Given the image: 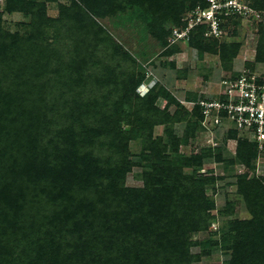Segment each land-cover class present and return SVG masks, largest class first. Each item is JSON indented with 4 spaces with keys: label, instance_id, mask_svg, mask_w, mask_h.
Wrapping results in <instances>:
<instances>
[{
    "label": "trees",
    "instance_id": "16d2710c",
    "mask_svg": "<svg viewBox=\"0 0 264 264\" xmlns=\"http://www.w3.org/2000/svg\"><path fill=\"white\" fill-rule=\"evenodd\" d=\"M121 1L128 0H71L52 19L43 3L7 0L9 11L30 15V35L9 34L0 26V264H198L210 254L203 237L196 241L192 235L204 233L212 218L203 192L214 179L182 168L201 167L206 157L220 154L203 150L181 161L164 154L161 138L143 136L140 163L129 159L119 126L123 104L134 105L133 125L143 134L181 122L188 136L202 127L204 108L196 98L190 100L192 113L181 110L168 93L156 94L157 84L138 96L142 76L135 60L115 51V40L97 21L102 5L112 12ZM147 1L167 43V27L182 24L184 10L201 0L184 10L180 0ZM253 1V8L264 11V0ZM201 5L206 7L205 0ZM47 28L55 30V44L45 43ZM203 31L204 25L192 30L191 47L209 44ZM261 33L256 61L264 63V27ZM212 41L207 52L215 51L218 40ZM219 49L223 62H230L238 46ZM98 55L109 62L97 61ZM158 96L179 109L171 114L167 105L159 111ZM184 114L197 122L191 125ZM220 117L225 120V113ZM238 133L233 127L228 132ZM171 137L176 153L179 140ZM236 154L246 162L264 149L259 152L246 137ZM142 161V186L125 187L126 173ZM249 184L241 194L251 218L229 224L222 238L232 250L227 264H264V180Z\"/></svg>",
    "mask_w": 264,
    "mask_h": 264
},
{
    "label": "rangeland",
    "instance_id": "374dc122",
    "mask_svg": "<svg viewBox=\"0 0 264 264\" xmlns=\"http://www.w3.org/2000/svg\"><path fill=\"white\" fill-rule=\"evenodd\" d=\"M36 4L45 5L46 18L57 19L60 14L59 6H69L71 0H27ZM141 2L140 4H137ZM177 1V0H171ZM183 1V7L189 6L196 0ZM202 1V0H201ZM198 1L195 8L202 7ZM253 10L251 15L229 18L222 26V34L215 46L214 52H207L205 48L211 45L214 38L205 36L203 50L191 47L187 43L171 44L172 29L184 27L183 18L192 9L184 10L179 26L169 25L170 34L167 43L159 35L157 14L153 13V3L147 0L121 1L114 11L108 6L102 5L99 8L103 16L97 19L98 23L115 40L117 53L125 52L136 62L137 77L142 76L141 84L137 87L138 96H143L147 90L157 84L156 94L168 93L176 100L181 110L185 109L192 113L194 104L190 100L198 98L200 103L204 98L207 100L216 99L215 92L218 90L219 82L223 78L233 77L242 72H250L264 80V63L256 61L257 48L261 39V31L264 27V11L253 8V0H243ZM136 2V3H135ZM164 2V1H163ZM7 0H0V26L9 34H17L28 37L30 35V15L20 11H9ZM206 6V2H205ZM187 8V7H186ZM193 8V9H195ZM181 9V10H182ZM182 10V11H183ZM64 29V28H62ZM204 34L206 26L204 25ZM55 30L47 28L43 35L45 43L55 44L58 36L55 37ZM233 44L238 46L236 55L229 62L221 59L220 45ZM97 61L102 59L97 56ZM103 60V59H102ZM104 63L109 60H103ZM138 79V78H136ZM99 91L100 89L97 88ZM97 90L94 89V92ZM102 93V90L99 91ZM169 100L164 96H158L156 106L159 111L168 107ZM168 105V106H167ZM175 103L169 106L167 112L171 114L179 109ZM134 105L123 104V115L119 126L125 132L126 147L128 155L134 162L140 163L142 157V146H145L143 136L149 139L161 138L166 145L165 155L171 158H178L181 161L193 155L200 154L203 150H211L213 155L220 154V158H209L203 162L201 167L192 165L183 167L184 174L195 175L202 178H213L214 183L204 187L203 198L207 199V213L212 217L204 233L193 234L192 239L198 241L203 237L204 250H210L209 255H203L198 264H227L231 258L232 250L224 247L222 238L228 232L229 224L243 222L251 218L247 207V199L241 194L247 191L252 179L264 180V154L252 156L245 162L237 158V148L244 134L236 136L228 134L232 125L226 121L215 124L212 116L203 118L202 127L197 128L194 133L186 135L185 124H163L153 127L152 131L142 133L140 128L134 126ZM180 110V111H181ZM203 114V111H201ZM190 120L191 125L197 122L192 115H182ZM194 127V126H192ZM175 134L179 140L176 153L172 150ZM192 134V136H191ZM148 140V139H147ZM207 154V152H206ZM146 163L134 165L132 170L125 175L124 186L129 188L141 187L143 182L141 174L146 170ZM252 203V202H251ZM199 252V249H195Z\"/></svg>",
    "mask_w": 264,
    "mask_h": 264
},
{
    "label": "built area",
    "instance_id": "2783aa9c",
    "mask_svg": "<svg viewBox=\"0 0 264 264\" xmlns=\"http://www.w3.org/2000/svg\"><path fill=\"white\" fill-rule=\"evenodd\" d=\"M206 7L192 9L183 18L184 27L172 29L171 44L187 43L193 29L206 26L205 36L220 38L222 26L229 18L251 15L253 10L243 0H205ZM253 15V14H252ZM216 99L201 101L205 117L212 116L215 124L226 121L256 144L258 151L264 149V80L250 72L239 73L233 79H222ZM226 117L222 120L220 113Z\"/></svg>",
    "mask_w": 264,
    "mask_h": 264
}]
</instances>
